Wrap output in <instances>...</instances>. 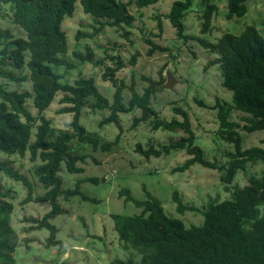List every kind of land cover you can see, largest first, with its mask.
Instances as JSON below:
<instances>
[{"label":"trees","instance_id":"1","mask_svg":"<svg viewBox=\"0 0 264 264\" xmlns=\"http://www.w3.org/2000/svg\"><path fill=\"white\" fill-rule=\"evenodd\" d=\"M159 0H0L2 5H8L10 22L17 24L22 35H15L12 30H0V78L9 81H22L28 78L32 91L8 90L3 79H0V151L23 156L26 151L30 160L40 159L34 172L37 180L43 185L44 192L37 194L33 185L18 169L14 168L10 159L0 161V173L15 181H21L26 188L23 203L30 201L48 202V210L42 218H30L38 226L49 231L47 245L61 249L64 244L57 239V228L50 219L64 212L58 202L60 195L80 196L82 200L98 202L83 193L78 180L72 189L63 190L62 180L58 175L60 164L64 162L69 173H82L83 168L77 162H84L85 153L76 154L69 150L68 143L76 138L84 144H91L96 150L109 149L118 141L100 144V140L88 134L80 122V115L87 103L92 111H107V117L100 125L113 122L120 129L119 113L135 108L140 115L133 117V126L150 120L153 130L162 129L170 132L180 131L182 135L161 148L149 145L144 148L136 144L135 150L146 158L160 157L169 154L171 150H184L189 156L182 164L176 165L173 172H184L195 163L210 169H218L220 180L231 183L238 169L245 170L248 164L262 162L264 165L263 146L254 145L243 148L240 128L247 133L264 130V20L261 28L255 24H247L239 33L223 32L216 41L208 39L212 29V18L218 11L216 1L199 0L201 5L200 35L184 33L182 18L190 10L192 0H173L166 13L156 15L157 36L163 29L162 18L168 20L175 28L176 35L184 41L194 40L208 53L216 55L206 62L204 69L218 66L221 75V85L231 92L230 101L216 99L213 105L206 106L201 99H195L201 106L215 110L218 128L216 133L224 142L231 144V150L225 152L228 161L220 165L208 160L201 146L195 143V133L191 126L188 111L182 106H171L175 114L170 120L159 117L152 106V99L162 90L166 81L163 74L165 64L158 71V78L142 75L146 83L141 92L136 88L133 78L127 84L118 76V72L128 64H135L139 52L136 50L128 60L118 53H109L104 49V56L93 64L100 66L101 80L114 87L112 99L109 100L99 92L94 77L80 76L72 82L62 80L54 68L64 66L67 69L75 65L65 59L68 52V37L63 30L65 19L74 15L75 4L79 3L82 12L91 15L98 24L91 33L77 32L76 38L95 36L107 25L122 30L120 35L130 40V28L136 16L129 6L144 8ZM227 17H242L246 14L248 0H224ZM155 35V34H154ZM156 36V35H155ZM131 41V40H130ZM149 44L148 54L156 50L165 51L150 38H145ZM26 54H28L26 56ZM83 62L92 63L95 53L86 47V55L74 53ZM27 69L28 74L18 75L15 69ZM128 89L130 97L123 102L122 92ZM58 92L62 95L58 100L61 107L58 113H70L71 121L66 126L72 130L59 132L50 139L51 118L45 114ZM37 110L34 114L27 106ZM233 111L243 113L240 122L232 119ZM34 130V131H33ZM33 135V137H32ZM246 183L233 188L230 199L210 203L207 208L199 209L182 202L179 193L174 190L172 199L176 203V211L184 214L186 210H197L203 219L199 224L187 225L185 221L168 213L161 201L155 197L143 184L144 199L135 198L129 188L122 187L118 197H123L124 203H132L141 208L139 213L125 215L110 213L113 228L117 237L140 254L139 262L133 258L115 260L116 264H264V166L261 174L246 176ZM96 183L97 177L86 179ZM0 184V264H16L14 252L18 242V234L11 225V213L14 204L6 200L7 194ZM7 190V189H6ZM26 220V217L23 218Z\"/></svg>","mask_w":264,"mask_h":264},{"label":"rangeland","instance_id":"2","mask_svg":"<svg viewBox=\"0 0 264 264\" xmlns=\"http://www.w3.org/2000/svg\"><path fill=\"white\" fill-rule=\"evenodd\" d=\"M172 1L159 0L144 8H136L132 3L129 9L136 19L130 28L131 41L120 35L122 30L107 25L93 37L77 39L78 31L91 33L98 24L91 15L83 13L81 5L76 3L74 15L65 19L62 25L68 37V52L64 57L73 63L75 68L67 69L62 66L54 70L62 76L63 81L67 82H72L80 76L94 77L99 92L111 100L114 87L101 80L100 66L93 64L104 56V49H107L109 53L120 54L124 60H128L134 51L139 52L135 64H128L117 73L119 77L126 80L127 84L133 78L139 92L146 84L141 76L145 74L156 79L159 69L165 64L163 74L166 76V81L162 85V90L153 97L152 106L159 117L165 120H170L175 115L171 106L184 107L190 116L191 126L196 136L195 143L202 147L208 160H214L223 165L228 161L225 152L231 150L232 145L224 142L216 133L218 121L215 110L201 106L195 99H201L206 106H209L213 105L217 98L221 101H230L231 92L221 85L222 79L218 66L215 65L206 70L203 68L206 62L215 58L216 55L208 53L194 40L184 41L179 38L175 28L164 18H162L163 29L157 36L159 30L155 16L166 13ZM216 3L218 11L212 18V29L207 35L209 40L216 41L225 31L239 33L247 24H255L261 28L260 22L264 20V0H248V10L239 18L227 17L224 0L216 1ZM2 6L0 30L8 28L15 35H22L23 31L20 27L10 22L8 5ZM201 15L200 1L192 0L190 10L182 18L185 34L200 35ZM147 37L165 47L166 50H156L148 54L150 45L145 42ZM86 47L95 53L91 59L92 63L83 62L74 55L79 53L85 56ZM14 71L18 75L28 74L26 68ZM0 79H3L5 88L8 90L32 91L28 78L22 81ZM61 95L62 93L58 92L45 110L46 116L52 120L50 139L62 131L72 132L66 126V123L71 121L72 115L57 112V109L61 107L58 103ZM122 96L123 102L127 103L130 97L129 90L124 89ZM90 102L87 101L80 115V122L87 133L97 137L100 144L114 141L117 134L119 138L106 150L101 148L94 150L91 144H81L76 138L68 143L71 152L85 153L88 156L84 162H77V165L83 168L82 173H69L64 162H61L58 175L61 177L63 190L72 189L78 180H83L80 184L81 191L99 201L82 200L77 195L67 197L63 194L58 197L57 200L64 212L51 218L50 222L57 228L56 238L62 240L65 245L63 249L48 246L49 231L38 226L36 222L28 220L42 218L50 210L49 203L35 201L23 203L26 188L22 182L0 173V184L7 194L5 199L14 204L10 216L11 225L18 234L14 252L16 264H116L115 260L128 258L139 262L140 254L117 237L113 221L109 216L110 213L131 215L141 211V208L130 202L124 203L123 197H118L120 188H129L135 198L144 199L145 193L142 186L145 184L147 189L161 201L168 213L182 218L187 225H191L201 223L203 217L197 210H186L184 214H179L176 211V203L172 199L174 190L179 193L183 203L205 209L210 203L230 199L233 188L236 185H244L246 176L249 174L256 176L261 174L264 166L262 162L248 164L245 170L238 169L231 183L220 180L221 172L218 169L206 168L197 163L184 172H173L172 169L176 165L182 164L189 157L184 150H171L169 154L160 157L146 158L138 153L135 147L136 144L141 143L144 148L151 144L161 148L164 144L178 139L182 132L153 130L149 119L133 126V117L140 115V110L137 108L119 113L121 129L113 122L100 125V121L109 113L92 111ZM27 106L34 114H37V110L31 106V101L27 102ZM241 115H243L242 112L233 111L232 119L243 125L244 121L239 118ZM239 131L243 148L254 145L263 146L261 140L264 138V130L247 133L240 128ZM8 159L12 161L14 168L27 176L35 193L44 192L45 189L34 172L35 167L40 163L39 158L31 161L28 151L23 156L8 155L0 151V161ZM90 177H97L98 181L96 183L87 181L86 179ZM263 208L264 206L261 207ZM24 217L26 220H23Z\"/></svg>","mask_w":264,"mask_h":264},{"label":"water","instance_id":"3","mask_svg":"<svg viewBox=\"0 0 264 264\" xmlns=\"http://www.w3.org/2000/svg\"><path fill=\"white\" fill-rule=\"evenodd\" d=\"M170 78V77H169Z\"/></svg>","mask_w":264,"mask_h":264}]
</instances>
